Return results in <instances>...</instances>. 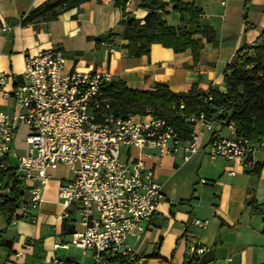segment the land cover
<instances>
[{"label": "crops", "instance_id": "obj_1", "mask_svg": "<svg viewBox=\"0 0 264 264\" xmlns=\"http://www.w3.org/2000/svg\"><path fill=\"white\" fill-rule=\"evenodd\" d=\"M45 1L0 0V73L6 77L0 86L2 110L18 109L3 91L21 81L24 55L48 48L64 51L67 69L109 71L129 88L152 90L160 83L174 92H187L195 85L198 92L217 89L223 93L222 73L232 56L250 43L264 45V0H182L200 8V23L215 31L216 43L203 42L196 60L189 49L174 52L159 43L151 44L147 54L130 55L121 36L123 11L113 0H88L54 20L22 22ZM159 1L164 4L160 13L166 23L183 25L172 3ZM142 4L143 0H127L124 12L142 20L148 12ZM108 33L107 40L96 43V37ZM19 129L10 163L12 156L16 159L27 152V130ZM199 132L204 145L209 135ZM221 134L228 133L223 129ZM131 154L137 156L139 151L132 149ZM255 158L261 162L264 153ZM145 161L154 170L163 199L148 229L130 241L139 264H158L159 259L166 264H264V167L254 173V164L246 167L240 159H209L204 153L187 161L180 154ZM46 175L37 206L18 209L16 214L24 216L14 222L6 223L0 214V264H59L55 259L62 264L66 259L93 264L91 251L83 252L70 243L71 234L84 228L77 209L71 206L69 215H64L66 208L58 197V187L72 178V172L57 164ZM195 218L208 223L201 227ZM57 243L67 248H54ZM187 246H202L204 253L189 262Z\"/></svg>", "mask_w": 264, "mask_h": 264}, {"label": "built area", "instance_id": "obj_2", "mask_svg": "<svg viewBox=\"0 0 264 264\" xmlns=\"http://www.w3.org/2000/svg\"><path fill=\"white\" fill-rule=\"evenodd\" d=\"M66 62L64 51L55 48L24 55L21 81L3 91L18 109H0V171L11 164L12 143L20 127L27 130V152L17 155L13 166L28 198L19 209L37 206L47 169L66 165L72 178L58 187V197L66 208L64 215L74 206L84 227L71 234L70 243L91 251L93 264H108L107 253L136 257L130 241L148 229L163 199L147 158L180 154L187 161L204 153L209 159H240L243 166L251 167L255 155L264 153V137L237 136L232 123L224 126L210 115L211 110L221 113L222 109L214 106L208 90L201 92L195 108L187 105L185 97L172 104V117L191 126L189 136L182 139L169 117L113 111L102 98L113 79L109 71L71 70ZM5 78L0 73V86ZM223 129L227 135L221 134ZM200 130L209 135L204 145ZM132 149L139 154L133 156ZM19 216L24 213L11 221ZM194 222L205 227L208 220L195 218ZM53 246L67 248L64 243ZM186 250L191 261L204 253L202 246Z\"/></svg>", "mask_w": 264, "mask_h": 264}, {"label": "trees", "instance_id": "obj_3", "mask_svg": "<svg viewBox=\"0 0 264 264\" xmlns=\"http://www.w3.org/2000/svg\"><path fill=\"white\" fill-rule=\"evenodd\" d=\"M88 0H46L34 8L22 22H35L37 19L54 20L64 11L79 6ZM114 5L123 11L119 23L123 26L122 38L126 40L123 47L134 57L149 52L150 45L159 43L171 48L174 52L189 49L194 60L203 42L216 43L215 31L207 24L200 23L201 9L193 3L182 0H169L172 11L179 14L181 26H171L166 23L160 10L164 4L159 0H143L142 7L148 8L142 20L130 17L124 12L127 0H113ZM247 22V11L243 15ZM1 24V21H0ZM199 35V37H195ZM110 33L95 38L96 43L107 40ZM225 92L209 89L214 106L222 109L215 110L210 115L220 120L224 126L232 123L237 136L257 140L264 137V45L254 44L243 46L222 73ZM201 92L192 85L187 92H174L165 84H156L152 90H138L129 88L120 79L112 81L103 90L102 98L117 114L150 112L152 115L169 117L180 131L182 139L189 136L191 126L182 119L172 117V104L179 98H188L187 105L195 108ZM9 162V161H8ZM264 167V158L255 162L252 172L259 173ZM0 214L9 223L21 203L25 199V187L15 176V167L8 164L0 171ZM108 264H139L138 258L130 260L127 256L117 253H107ZM189 259V258H188ZM191 260L189 259V262ZM64 264H75L66 259ZM158 264H166L161 259Z\"/></svg>", "mask_w": 264, "mask_h": 264}, {"label": "rangeland", "instance_id": "obj_4", "mask_svg": "<svg viewBox=\"0 0 264 264\" xmlns=\"http://www.w3.org/2000/svg\"><path fill=\"white\" fill-rule=\"evenodd\" d=\"M19 130H20V129H19ZM19 130H18V133H19ZM16 149H17V148H16ZM16 149H15V150H16ZM13 150H14V149H13ZM11 163H12V164H15V163H16V159L13 158V156L11 157Z\"/></svg>", "mask_w": 264, "mask_h": 264}]
</instances>
